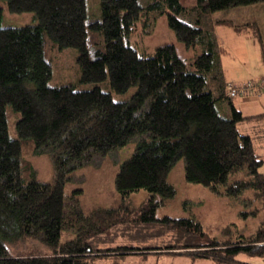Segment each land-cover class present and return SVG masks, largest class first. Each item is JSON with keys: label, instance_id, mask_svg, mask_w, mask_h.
<instances>
[{"label": "trees", "instance_id": "obj_1", "mask_svg": "<svg viewBox=\"0 0 264 264\" xmlns=\"http://www.w3.org/2000/svg\"><path fill=\"white\" fill-rule=\"evenodd\" d=\"M3 1L13 14L34 13L38 23L18 29L0 25V264H99V256H110L101 259H112L107 264H120L121 256L131 251L151 253L155 249L122 246L96 251L90 239L109 229L116 218L126 220L123 216L131 209L127 199L141 190L150 198L136 212L140 221H160L161 202L176 195L169 174L182 159L190 183L234 198L252 191L263 206L242 212L244 218L264 211L263 160L252 138L237 128L239 121L255 116L243 115L233 104L221 60L225 50L215 34L216 23L233 24L212 19L216 11L264 0H198L191 8L180 0L150 4L149 10L160 14L163 6L169 7V27L187 49L197 51L191 64L179 57L174 45L141 55L130 44L143 13L140 0H100V17L95 20L88 17L86 0ZM1 19L0 9V24ZM46 42L58 51H78L76 85L51 86L53 65L46 57ZM84 85L91 87L82 90ZM133 88L127 100H114L113 93ZM221 103L230 106V118L219 113ZM8 107L19 113L16 138L10 136ZM133 139L136 150L116 176L121 196L117 208L89 215L76 199L68 200L65 188L78 168ZM27 141L34 143L35 152L52 155V183L25 177L22 151ZM163 221L204 240L188 254L216 264H250L238 261L240 254L264 256V220L254 234L229 244L210 238L196 219ZM69 228H77V236L61 243ZM29 238L39 240L50 254L10 253V245Z\"/></svg>", "mask_w": 264, "mask_h": 264}, {"label": "rangeland", "instance_id": "obj_2", "mask_svg": "<svg viewBox=\"0 0 264 264\" xmlns=\"http://www.w3.org/2000/svg\"><path fill=\"white\" fill-rule=\"evenodd\" d=\"M157 0H140L143 13L137 26L129 36L130 44L141 54H154L158 47L174 45L179 57L191 64L197 54L193 48L187 49L181 43L174 31L169 27L168 6H163L161 14L159 11H152L150 4ZM181 3L191 8L198 0H180ZM87 14L90 20L100 17V0H86ZM2 10V28H23L36 26L37 19L34 13H11L8 10L6 1L0 0ZM145 13L148 18H146ZM214 22H230L233 25L216 23L215 34L219 43L224 47L221 60L223 70L227 76L228 87L240 89L234 92L232 97L234 106L243 115L255 116L264 111V100L254 101L264 93V3H256L246 6H236L216 11L212 14ZM238 28V29H236ZM46 57L53 65V79L51 86L74 84L80 77V68L77 63L78 51L73 48L58 51L50 42L45 45ZM252 74V75H251ZM105 85V90H110ZM91 85H84L82 90H87ZM135 92V88L125 94L113 93L117 102L125 101ZM221 115L230 118L231 108L225 103L217 105ZM8 127L10 136L17 137L16 122L19 113H15L8 107ZM263 122L253 120H242L237 123L238 131L242 135L252 136L257 148V154L264 162V133L261 128ZM137 140L133 139L127 145L116 149L106 156L94 157L93 160L78 168L73 174L65 188L68 200L76 199L81 209L86 214L94 211L117 208L121 196L116 189V176L120 167L132 156L137 147ZM261 144V152L258 145ZM255 149V148H254ZM22 158L24 162L25 177H32L44 184L52 183L55 176L53 157L49 151L35 152L32 141L23 142ZM262 171V170H260ZM246 175V174H241ZM240 175V176H241ZM169 182L175 187L176 195L161 202L157 211L158 222H141L137 215L140 206L150 198L149 194L141 190L132 194L127 203L131 208L126 220L117 218L109 229L92 236L90 243L93 249L108 250L115 247L128 248H150L151 253L136 254L139 251H131L128 255L121 256L120 264H211L212 259L193 256L194 245L205 244L203 240H196L193 235L187 234L184 230L172 228L163 221L164 218L172 219L192 218L196 219L208 233L210 238L218 240L221 244L237 243L243 241L242 234H250L258 227L259 221L264 220V211L257 216L244 218L241 213L254 211L262 208L261 200H247L251 205L237 203L235 199H246L244 193L240 198L226 195L212 194L211 190L201 184L190 183L185 177V162L178 161L172 168ZM76 198H75V197ZM244 197V198H243ZM252 198V197H251ZM253 199V198H252ZM234 201V202H233ZM69 202V201H68ZM237 203V205H236ZM246 203V204H247ZM132 210V211H131ZM120 217V216H119ZM256 217V218H253ZM245 224V227L243 225ZM77 228H69L63 231L61 243L73 240L77 236ZM251 236V235H249ZM248 236V237H249ZM203 242V243H202ZM10 253L14 256H39L48 255L50 250L39 240L32 238L20 241L9 246ZM158 249V250H157ZM198 250V249H197ZM97 257V256H96ZM99 256L97 263H110L112 259H105ZM120 257V256H119ZM238 261L248 262L252 259L240 254L236 257ZM258 260V259H257ZM264 262V259L262 260Z\"/></svg>", "mask_w": 264, "mask_h": 264}, {"label": "crops", "instance_id": "obj_3", "mask_svg": "<svg viewBox=\"0 0 264 264\" xmlns=\"http://www.w3.org/2000/svg\"><path fill=\"white\" fill-rule=\"evenodd\" d=\"M252 75V74H251ZM226 76V75H225ZM226 79H227V76H226ZM228 82H234V81H231V80H227ZM234 83H238V82H234ZM239 84V83H238ZM250 100H253V102L254 101H261V100H264V93L261 95V97L260 98H258V99H250ZM241 110V109H240ZM242 111V110H241ZM245 116H247V115H245ZM253 120V119H252ZM254 120L256 121V122H258V123H260V122H263L264 121V111L263 112H260L258 115H255V118H254ZM261 128H262V130H263V133H264V124H262L261 125ZM250 136V135H249ZM251 138H252V136H250ZM254 142V141H253ZM255 144V143H254ZM258 147H259V151L261 152V144H259L258 145ZM254 148H255V152H256V154L258 153L257 152V148H256V145H254ZM258 155V154H257ZM259 157H260V155H258ZM262 157V156H261ZM260 157V158H261ZM260 170H262V171H260L262 174H264V162H263V164H262V167L260 168ZM211 190V189H210ZM211 192H212V194H215V195H219V194H216L214 191H212L211 190ZM246 196H250L249 198H244V199H235L236 200V202L237 203H240L241 205H243V202H245V203H247L246 201L247 200H253V201H255L254 199H252L253 198V192L252 191H250V190H248V191H246L245 193H244ZM221 196V195H220ZM252 197V198H251ZM234 202V201H233ZM237 203H236V205H237ZM253 218H256V217H253ZM262 222V221H261ZM260 221H259V224H258V227H256L255 229H254V231L252 232V233H250V234H247V237L249 236V235H252V234H254L257 230H258V228H259V226H260ZM243 227H245V224L243 225ZM205 233H207L206 231H204ZM246 233H244V234H242L241 236H246L245 235ZM246 255V254H245ZM248 256V255H247ZM252 260L251 261H248L247 263H250V264H264V262L262 261L263 259H264V256H262V257H259V256H249ZM258 259V260H257ZM244 262V261H243ZM211 264H216V262L213 260L212 261V263Z\"/></svg>", "mask_w": 264, "mask_h": 264}, {"label": "built area", "instance_id": "obj_4", "mask_svg": "<svg viewBox=\"0 0 264 264\" xmlns=\"http://www.w3.org/2000/svg\"><path fill=\"white\" fill-rule=\"evenodd\" d=\"M229 90L234 93V92H238V91H241L240 89H234V87H229Z\"/></svg>", "mask_w": 264, "mask_h": 264}]
</instances>
